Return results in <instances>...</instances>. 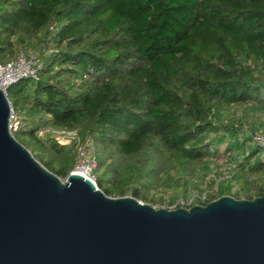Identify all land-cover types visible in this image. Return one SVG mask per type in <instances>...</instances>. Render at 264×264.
I'll return each mask as SVG.
<instances>
[{
    "label": "trees",
    "instance_id": "trees-1",
    "mask_svg": "<svg viewBox=\"0 0 264 264\" xmlns=\"http://www.w3.org/2000/svg\"><path fill=\"white\" fill-rule=\"evenodd\" d=\"M21 50L38 51L43 69L8 90L13 135L61 179L91 141L111 198L175 206L192 184L215 188L220 177L203 176L221 156L237 164L226 180L236 195L222 181L198 204L264 196L261 148L248 152L251 135L225 120L264 113V0H0V63Z\"/></svg>",
    "mask_w": 264,
    "mask_h": 264
},
{
    "label": "water",
    "instance_id": "water-1",
    "mask_svg": "<svg viewBox=\"0 0 264 264\" xmlns=\"http://www.w3.org/2000/svg\"><path fill=\"white\" fill-rule=\"evenodd\" d=\"M0 90V264H264V196L174 210L64 180L10 132Z\"/></svg>",
    "mask_w": 264,
    "mask_h": 264
},
{
    "label": "built area",
    "instance_id": "built-area-1",
    "mask_svg": "<svg viewBox=\"0 0 264 264\" xmlns=\"http://www.w3.org/2000/svg\"><path fill=\"white\" fill-rule=\"evenodd\" d=\"M39 54L33 52H27L21 50L18 52L16 57L6 63H0V90L4 92L5 96L8 98V90L11 86L16 84L21 80H34L39 81L41 76V71L43 69V63ZM12 107V106H11ZM20 126V119L18 115L14 112L12 108L11 118H10V132L13 134L17 132ZM57 136L55 137L58 144L62 146H72L78 141L77 134L70 131H55ZM253 144L257 145L264 150V132L255 133L251 136ZM97 162L94 158V146L91 141H89L84 147L81 148L77 157V163L71 173L81 174L86 179L90 180L92 183L96 184V174ZM237 169V164L233 163L229 165L228 170L233 171ZM231 178L229 173L226 178H219L215 188L213 190L204 189L201 193L193 194L188 200L180 198L176 205L170 210L177 208H189L190 206L200 205V203H205L210 195L219 193L220 185L222 181H226ZM264 185V184H263ZM238 189V188H236Z\"/></svg>",
    "mask_w": 264,
    "mask_h": 264
},
{
    "label": "rangeland",
    "instance_id": "rangeland-1",
    "mask_svg": "<svg viewBox=\"0 0 264 264\" xmlns=\"http://www.w3.org/2000/svg\"><path fill=\"white\" fill-rule=\"evenodd\" d=\"M31 52L39 54L38 51H34L32 50ZM226 121H228L231 125H239L240 124V128H242L241 130L243 131L240 136L243 138V136H252L255 133H259V132H264V113H248L247 115H243L242 114V110H238L235 109L233 112H231L230 114L227 115V117L225 118ZM244 134V135H243ZM52 136L54 139L57 136V134L55 133L54 130H47V131H42L40 132V136ZM243 135V136H242ZM56 141V139H55ZM248 147V152H252L257 146L253 145V143L251 141H249L246 144ZM70 147V146H67ZM222 151L224 150V147L221 148ZM227 158H224L223 156H221L218 160H213L210 162V166L212 167L211 170V174H208L206 176H203L204 180L206 181H211L215 178H226V175L229 173V175L234 174L233 172H230L228 170V165H227ZM259 159H264V150L261 149L260 153L257 156L252 157V161H256ZM217 167H219V170L217 169ZM217 172V173H216ZM95 174L99 177L102 175V172L99 169H96ZM216 175V177H215ZM65 180V179H64ZM223 186L229 185V194L231 195H236V186L234 183H229L226 181L225 183L222 184ZM203 187H205V184L202 185ZM191 190L193 194H197V193H201L200 191H198V186L195 184H192L191 186ZM233 197V196H232ZM168 205V204H167ZM173 207V205H168L165 208L166 209H171ZM182 208V207H181Z\"/></svg>",
    "mask_w": 264,
    "mask_h": 264
},
{
    "label": "bare ground",
    "instance_id": "bare-ground-1",
    "mask_svg": "<svg viewBox=\"0 0 264 264\" xmlns=\"http://www.w3.org/2000/svg\"><path fill=\"white\" fill-rule=\"evenodd\" d=\"M79 174V173H78ZM79 175H81V174H79Z\"/></svg>",
    "mask_w": 264,
    "mask_h": 264
}]
</instances>
